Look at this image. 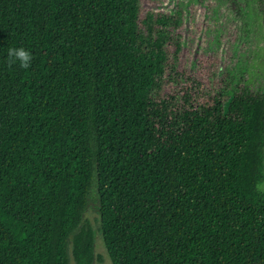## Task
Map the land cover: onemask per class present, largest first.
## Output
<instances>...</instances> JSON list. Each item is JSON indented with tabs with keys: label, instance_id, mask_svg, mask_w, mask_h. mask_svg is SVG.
I'll return each mask as SVG.
<instances>
[{
	"label": "trees",
	"instance_id": "16d2710c",
	"mask_svg": "<svg viewBox=\"0 0 264 264\" xmlns=\"http://www.w3.org/2000/svg\"><path fill=\"white\" fill-rule=\"evenodd\" d=\"M163 2L0 0V264H95L93 192L112 264H264V91Z\"/></svg>",
	"mask_w": 264,
	"mask_h": 264
},
{
	"label": "rangeland",
	"instance_id": "374dc122",
	"mask_svg": "<svg viewBox=\"0 0 264 264\" xmlns=\"http://www.w3.org/2000/svg\"><path fill=\"white\" fill-rule=\"evenodd\" d=\"M155 10L182 13L183 47L190 53L191 71L213 70L216 58L219 77L243 76L248 88L264 91V0H164ZM259 190L264 193V183ZM83 224L96 235L95 264L99 258L102 264H112L100 233L95 192L88 201ZM69 254L70 264H75L71 245Z\"/></svg>",
	"mask_w": 264,
	"mask_h": 264
},
{
	"label": "clouds",
	"instance_id": "9594fccd",
	"mask_svg": "<svg viewBox=\"0 0 264 264\" xmlns=\"http://www.w3.org/2000/svg\"><path fill=\"white\" fill-rule=\"evenodd\" d=\"M7 59L10 65L28 70L32 66L34 57L33 53L23 46H10L7 48Z\"/></svg>",
	"mask_w": 264,
	"mask_h": 264
}]
</instances>
